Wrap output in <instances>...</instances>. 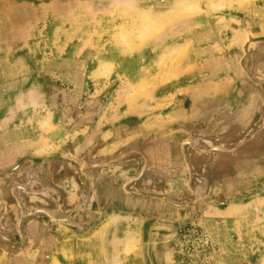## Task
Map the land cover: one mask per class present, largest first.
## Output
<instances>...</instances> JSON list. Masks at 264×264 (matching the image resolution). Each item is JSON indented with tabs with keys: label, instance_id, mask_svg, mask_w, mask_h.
I'll list each match as a JSON object with an SVG mask.
<instances>
[{
	"label": "rangeland",
	"instance_id": "obj_1",
	"mask_svg": "<svg viewBox=\"0 0 264 264\" xmlns=\"http://www.w3.org/2000/svg\"><path fill=\"white\" fill-rule=\"evenodd\" d=\"M178 1L0 0V264H264V0Z\"/></svg>",
	"mask_w": 264,
	"mask_h": 264
},
{
	"label": "bare ground",
	"instance_id": "obj_2",
	"mask_svg": "<svg viewBox=\"0 0 264 264\" xmlns=\"http://www.w3.org/2000/svg\"><path fill=\"white\" fill-rule=\"evenodd\" d=\"M236 0H230V2H235ZM251 1V0H248ZM236 3V2H235ZM220 4V3H219ZM229 4V3H228ZM195 3L192 0L189 1H178L176 2V5L174 8H172L171 10H168L167 12H157V14H147L144 13L141 16V30H140V38L145 39V38H151V37H156L158 36L163 28V24H164V19L165 20H171L172 17L174 16H181V18L186 17L187 14H189L190 12H192L195 8ZM229 6V5H228ZM222 7V6H219ZM227 7V6H226ZM201 8V7H200ZM217 8V7H216ZM196 9V8H195ZM235 9V8H234ZM146 11V10H145ZM198 11V10H197ZM128 12V11H127ZM195 12V11H194ZM219 12V11H218ZM193 13V12H192ZM123 14V13H122ZM198 14V13H197ZM200 15V14H199ZM127 16V15H126ZM190 16V15H189ZM193 16V14H192ZM140 17V16H139ZM187 18V17H186ZM185 18V19H186ZM190 18V17H189ZM137 20L139 19L138 16L136 18ZM203 19V18H202ZM105 21V20H104ZM220 21V20H219ZM139 22V21H138ZM197 22H201V21H197ZM137 24V23H136ZM135 24V25H136ZM169 24V23H168ZM109 25V24H108ZM119 25V24H118ZM183 25V24H182ZM167 26V25H166ZM118 27V26H117ZM186 28V27H185ZM137 34V33H136ZM111 36V33H110ZM122 37H124L125 41L128 42H132L133 39H131V32H126V33H122L121 34ZM113 38V37H112ZM119 46V45H118ZM189 48V47H188ZM154 49V48H153ZM133 50V48H132ZM130 52V51H129ZM140 52V50H139ZM134 53V52H133ZM141 53V52H140ZM127 54V53H126ZM125 54V55H126ZM135 55V54H134ZM163 55V54H162ZM124 58V57H123ZM133 58V57H132ZM189 58V57H188ZM184 59V58H183ZM115 60V59H114ZM103 61V60H102ZM125 61H128L127 59ZM107 62V60H106ZM119 62V61H118ZM99 64V63H98ZM113 64V63H112ZM104 67H106L107 69H109L111 67V64L109 65H105ZM116 70V69H115ZM106 71V70H104ZM110 72V71H108ZM106 74V73H105ZM143 76V75H142ZM151 77V76H149ZM142 80V79H141ZM149 80V79H148ZM150 84V83H149ZM149 86V85H148ZM146 87V86H145ZM151 88V87H150ZM146 89V88H145ZM144 90V89H143ZM142 92V91H140ZM145 92V91H144ZM146 93V92H145ZM147 95V93L145 94ZM148 99V98H147ZM132 102V101H131ZM134 102V101H133ZM110 108V107H109ZM114 108V107H113ZM104 118V117H103ZM49 122V121H48ZM43 123V122H42ZM44 127V126H43ZM45 128V127H44ZM44 146V145H43ZM45 147H42V149ZM118 240V239H117ZM124 246L122 247L121 250H123V252L125 253V255H129L130 252V247H133V240L131 239H126L124 242ZM121 244V243H120ZM114 246H118L117 243ZM121 246V245H120ZM118 251H114V253L112 254L111 258H109L107 260L108 264H121L122 261V255H120V253H117ZM88 256V255H87ZM60 262V261H59ZM56 264V263H55Z\"/></svg>",
	"mask_w": 264,
	"mask_h": 264
},
{
	"label": "crops",
	"instance_id": "obj_3",
	"mask_svg": "<svg viewBox=\"0 0 264 264\" xmlns=\"http://www.w3.org/2000/svg\"><path fill=\"white\" fill-rule=\"evenodd\" d=\"M36 226H35V224H31V226H30V228L29 229H33V228H35ZM101 264H108L107 262H101Z\"/></svg>",
	"mask_w": 264,
	"mask_h": 264
}]
</instances>
